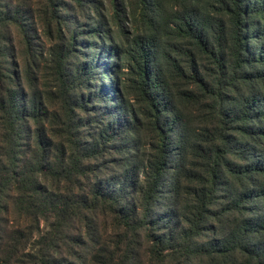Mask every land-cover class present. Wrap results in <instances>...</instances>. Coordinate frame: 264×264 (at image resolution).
<instances>
[{
  "label": "trees",
  "instance_id": "obj_1",
  "mask_svg": "<svg viewBox=\"0 0 264 264\" xmlns=\"http://www.w3.org/2000/svg\"><path fill=\"white\" fill-rule=\"evenodd\" d=\"M0 264H264V0H0Z\"/></svg>",
  "mask_w": 264,
  "mask_h": 264
}]
</instances>
